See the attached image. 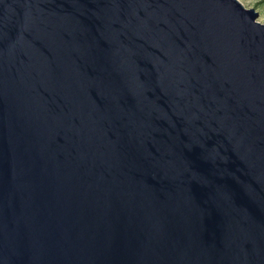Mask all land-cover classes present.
<instances>
[{
    "label": "water",
    "instance_id": "95a60500",
    "mask_svg": "<svg viewBox=\"0 0 264 264\" xmlns=\"http://www.w3.org/2000/svg\"><path fill=\"white\" fill-rule=\"evenodd\" d=\"M257 17L0 0V264H264Z\"/></svg>",
    "mask_w": 264,
    "mask_h": 264
},
{
    "label": "rangeland",
    "instance_id": "374dc122",
    "mask_svg": "<svg viewBox=\"0 0 264 264\" xmlns=\"http://www.w3.org/2000/svg\"><path fill=\"white\" fill-rule=\"evenodd\" d=\"M245 9H253L258 17L256 22L264 25V2L263 0H237Z\"/></svg>",
    "mask_w": 264,
    "mask_h": 264
},
{
    "label": "trees",
    "instance_id": "16d2710c",
    "mask_svg": "<svg viewBox=\"0 0 264 264\" xmlns=\"http://www.w3.org/2000/svg\"><path fill=\"white\" fill-rule=\"evenodd\" d=\"M264 2V0L262 1V3Z\"/></svg>",
    "mask_w": 264,
    "mask_h": 264
}]
</instances>
